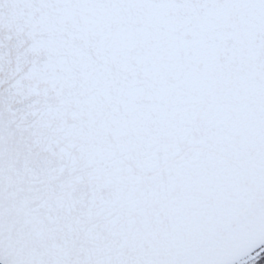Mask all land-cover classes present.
<instances>
[{
	"label": "snow or ice",
	"instance_id": "6c2138e0",
	"mask_svg": "<svg viewBox=\"0 0 264 264\" xmlns=\"http://www.w3.org/2000/svg\"><path fill=\"white\" fill-rule=\"evenodd\" d=\"M0 264H264V0H0Z\"/></svg>",
	"mask_w": 264,
	"mask_h": 264
}]
</instances>
